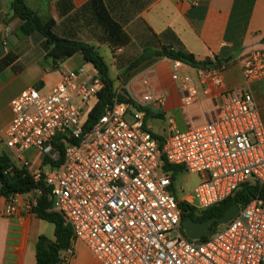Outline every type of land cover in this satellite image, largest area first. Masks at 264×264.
Listing matches in <instances>:
<instances>
[{
	"label": "built area",
	"instance_id": "2783aa9c",
	"mask_svg": "<svg viewBox=\"0 0 264 264\" xmlns=\"http://www.w3.org/2000/svg\"><path fill=\"white\" fill-rule=\"evenodd\" d=\"M192 68L173 61L172 80L189 125L179 130L171 124L163 141L145 123L144 110L163 102L149 78L129 96L117 91L113 105L89 130L86 121L104 86L97 72L86 81H80L83 70L68 72L49 93L29 88L12 102L14 119L0 136V147L13 151L29 173L28 152L45 161L47 170L31 173L44 188L25 194V207L34 213L50 190L49 211L60 214L73 232L58 264L70 263L77 241L101 264H264L262 198L205 241L184 234L181 203L199 216L246 186H264V119L254 96L228 89L223 65L195 68V75ZM241 70L247 83L264 80V53L251 52ZM201 93L221 97V114L196 124L191 111ZM165 163L200 176L192 193L178 197ZM14 197L5 210L9 217L19 212Z\"/></svg>",
	"mask_w": 264,
	"mask_h": 264
},
{
	"label": "crops",
	"instance_id": "0c3cea01",
	"mask_svg": "<svg viewBox=\"0 0 264 264\" xmlns=\"http://www.w3.org/2000/svg\"><path fill=\"white\" fill-rule=\"evenodd\" d=\"M11 3L12 0H0V136L13 121L12 102L22 92L36 88L47 94L65 74L86 65L78 54L54 67L47 57L46 40L38 33L24 34ZM25 3L43 23L55 21L58 37L89 44L103 58L111 53L115 66H120L124 74L135 73L128 69L146 51L158 52L164 47L183 49L200 63L219 60L227 88L249 90L260 112L264 107V100L259 97L260 91H264V80L247 83L241 70V61L251 52L264 53V0H25ZM147 58L134 75H140L135 79L139 82L143 77L149 78L153 90L163 96L162 104L149 107L150 113L168 115L169 130L171 124L186 130L189 120L182 110L179 87L172 80L173 60L159 59L153 54ZM145 71L150 74L141 76ZM86 73L88 80L96 70L86 69ZM119 74L118 78L122 73ZM213 95L205 98L201 93L200 103L191 111L196 124L221 114L222 99L216 93ZM146 124L161 137L169 135L157 132L147 121ZM3 155L23 170L13 151L2 146L0 156ZM26 156L30 159V173L47 170L38 152L30 151ZM14 198L19 212L9 217L5 214L9 199L1 194L0 183V264H38L39 238L54 241L55 226L27 211L29 195ZM74 251L69 264H101L82 242L75 243Z\"/></svg>",
	"mask_w": 264,
	"mask_h": 264
},
{
	"label": "trees",
	"instance_id": "16d2710c",
	"mask_svg": "<svg viewBox=\"0 0 264 264\" xmlns=\"http://www.w3.org/2000/svg\"><path fill=\"white\" fill-rule=\"evenodd\" d=\"M11 10L15 16L21 20V29L26 36L38 33L46 40L47 57L52 60L54 67H57L59 63L80 54L84 63L92 65L98 73L104 86L100 93L98 104L89 113L86 121L85 129L89 130L102 116L105 109L113 105V101L117 96L114 82L109 77L108 66L104 61V58L89 44L58 37L55 33V21L51 20L47 23H43L41 19L27 7L25 0H12ZM150 54H153V56H156L159 59L167 58L173 61H179L193 68L222 66L221 62L217 59H215V62L208 59L200 63L196 60L193 54L188 53L183 49L172 50L164 47L158 52H144L142 57L129 67L128 71L135 67H139L148 59L147 57ZM119 100L125 101L126 98L124 96H119ZM148 116L149 114L146 115L145 123ZM154 136L160 141H163V137L155 133ZM54 166H57V164H54ZM164 171L172 175L173 182L176 181L180 174L186 172L185 168L182 166H173L167 163L164 164ZM15 177H17V179L12 181ZM0 183L1 194L8 199H11L16 195L28 194L36 188H44L42 183L35 182L31 173L26 170L17 169L6 155L0 156ZM49 191V189H45V195L39 200L37 207L34 208V213L40 219L55 226V240L50 241L44 236L39 238L37 245L38 264H58L61 260V252L70 247L73 237V232L69 226L65 225L63 217L58 213L49 211L52 207V204L47 197ZM258 197L264 199V186L261 188L246 186L240 190L235 197L227 200L219 207L208 210L199 216L196 215L193 208L185 203H181L180 207L182 209V217L184 221L191 218L196 222H205L210 218L222 216L234 204H239L241 209H243ZM201 240L205 241L206 238H202Z\"/></svg>",
	"mask_w": 264,
	"mask_h": 264
},
{
	"label": "rangeland",
	"instance_id": "374dc122",
	"mask_svg": "<svg viewBox=\"0 0 264 264\" xmlns=\"http://www.w3.org/2000/svg\"><path fill=\"white\" fill-rule=\"evenodd\" d=\"M103 54V53H102ZM111 53L109 54V57H107L105 55L104 57V61L106 62L107 66H108V73H109V77L113 80L114 82V87L116 91H120V94H126L129 96V90L133 91V87L137 85V83L139 81L135 80L138 76L140 75H134L136 73H138L141 70V67H135L132 70L135 71V73H130V75L124 74L123 70L121 69L120 66H115L114 62H113V56L111 55ZM86 69L90 71L93 70V67L90 64H86L85 68H81L78 69L76 71L80 72V70H83V73L80 74V81H85L87 79V76L89 75V73H86ZM118 73H122V75L119 76V78L117 77ZM145 74H150V71H145L144 73L141 74L145 75ZM125 78V79H124ZM128 78V79H126ZM259 97L264 100V91H260L259 93ZM87 109V107L85 108ZM145 114H149V116L147 117V123L157 132L167 136L169 134V122H168V115L165 116L163 115V113H150L149 109L144 110ZM261 114L262 117L264 119V107L261 108ZM128 121H131L130 117H127ZM200 182V176L197 174H191L188 172H184L182 174H180L176 181H175V187L177 189V195L178 197H183L185 195H188L190 193H192V191L195 189V187L199 184ZM183 188V191H182ZM50 225H53L50 223ZM222 227H219V230Z\"/></svg>",
	"mask_w": 264,
	"mask_h": 264
},
{
	"label": "water",
	"instance_id": "95a60500",
	"mask_svg": "<svg viewBox=\"0 0 264 264\" xmlns=\"http://www.w3.org/2000/svg\"><path fill=\"white\" fill-rule=\"evenodd\" d=\"M16 179L17 177L13 178L12 181ZM240 210V205L234 204L222 216L210 218L205 222H196L191 218L187 219L183 222L184 234L192 241L208 238L218 227L228 224L235 218L240 213Z\"/></svg>",
	"mask_w": 264,
	"mask_h": 264
}]
</instances>
